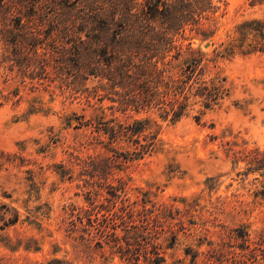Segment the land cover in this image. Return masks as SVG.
<instances>
[{
  "label": "rangeland",
  "instance_id": "1",
  "mask_svg": "<svg viewBox=\"0 0 264 264\" xmlns=\"http://www.w3.org/2000/svg\"><path fill=\"white\" fill-rule=\"evenodd\" d=\"M81 3H0V264H264V0H211L174 49L133 54L158 61L148 112L62 85Z\"/></svg>",
  "mask_w": 264,
  "mask_h": 264
},
{
  "label": "trees",
  "instance_id": "2",
  "mask_svg": "<svg viewBox=\"0 0 264 264\" xmlns=\"http://www.w3.org/2000/svg\"><path fill=\"white\" fill-rule=\"evenodd\" d=\"M32 9L33 6L29 8V18L32 17ZM210 9L211 0H82L78 12L65 17L61 15L58 19V55L60 65L66 70L59 73L62 85L72 88L74 94L87 92V99L98 97V90H102L112 96L110 101L118 102L121 108L151 111L149 96L152 95L151 85L155 80L152 70L156 69L158 61L154 60V56L146 55L154 54L159 48L162 52L174 49L172 37L181 35L186 29L197 28ZM13 42L22 47L25 44L35 45L23 34L15 37ZM113 59L125 64L127 73L110 69ZM90 77L97 82L91 91L86 88ZM184 107L185 104H179V111ZM173 113L180 116L178 111ZM147 124L148 120L137 121L122 125L121 129L134 137L141 134ZM109 132L113 138L114 128ZM135 145L140 147L136 150L138 156L143 149L147 151L151 147L139 140H135Z\"/></svg>",
  "mask_w": 264,
  "mask_h": 264
},
{
  "label": "water",
  "instance_id": "3",
  "mask_svg": "<svg viewBox=\"0 0 264 264\" xmlns=\"http://www.w3.org/2000/svg\"><path fill=\"white\" fill-rule=\"evenodd\" d=\"M207 46V45H206Z\"/></svg>",
  "mask_w": 264,
  "mask_h": 264
}]
</instances>
